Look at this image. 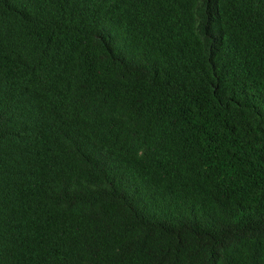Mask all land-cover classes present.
<instances>
[{
  "label": "trees",
  "instance_id": "1",
  "mask_svg": "<svg viewBox=\"0 0 264 264\" xmlns=\"http://www.w3.org/2000/svg\"><path fill=\"white\" fill-rule=\"evenodd\" d=\"M0 264H264V0H0Z\"/></svg>",
  "mask_w": 264,
  "mask_h": 264
}]
</instances>
